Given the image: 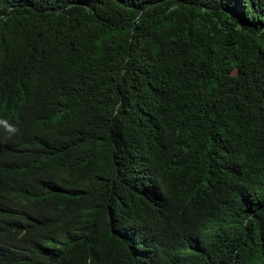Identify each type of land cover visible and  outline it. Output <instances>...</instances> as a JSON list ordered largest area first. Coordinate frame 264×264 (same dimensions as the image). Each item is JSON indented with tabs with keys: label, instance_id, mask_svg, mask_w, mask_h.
<instances>
[{
	"label": "trees",
	"instance_id": "1",
	"mask_svg": "<svg viewBox=\"0 0 264 264\" xmlns=\"http://www.w3.org/2000/svg\"><path fill=\"white\" fill-rule=\"evenodd\" d=\"M1 100L13 107L0 114L29 122L14 149H35L62 183L34 227L44 245L12 252L22 264H124L123 240L100 245L115 163L132 150L167 156L158 203L182 220L180 190L191 201L198 165L213 169L225 149L245 164L256 219L212 264H264L246 245L264 231V0H0Z\"/></svg>",
	"mask_w": 264,
	"mask_h": 264
},
{
	"label": "clouds",
	"instance_id": "2",
	"mask_svg": "<svg viewBox=\"0 0 264 264\" xmlns=\"http://www.w3.org/2000/svg\"><path fill=\"white\" fill-rule=\"evenodd\" d=\"M0 104L13 107L6 100ZM28 123L21 116L0 114V264L25 263L27 257H14L12 252L22 243L37 250L28 242L32 237L44 245L46 238L37 239L34 227L51 218L50 187H62L61 181L54 180L43 168L44 159L32 156L35 149H29L30 154L14 149L12 140L29 133ZM169 165L163 153L145 155L139 150H132L115 163V180L106 201L113 215H107L106 225L99 231L111 233L101 239L100 245L106 246L112 237L123 240L130 258L124 264H212L221 258V247L229 245L223 254L226 260V256L237 252H231L237 243L230 244L231 238L239 236L240 227L244 228V235L250 220L256 219L252 209L255 191L251 179L241 172L246 168L242 158L234 150L225 149L215 158L213 169L205 171L202 167L200 171L198 165L196 179L202 184L196 189V196L192 195L189 201L184 190L179 189L183 198L182 220H170L175 214L165 202L158 203L165 185L162 174ZM30 193L35 198L33 211L29 206ZM13 233L22 238L20 243L7 236ZM249 244L264 249L262 227L253 231L246 242Z\"/></svg>",
	"mask_w": 264,
	"mask_h": 264
}]
</instances>
